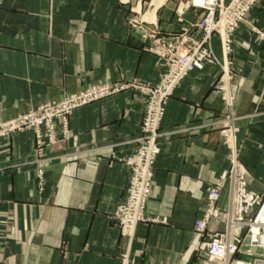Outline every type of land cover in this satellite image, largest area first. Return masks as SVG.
Wrapping results in <instances>:
<instances>
[{"label": "crops", "instance_id": "1", "mask_svg": "<svg viewBox=\"0 0 264 264\" xmlns=\"http://www.w3.org/2000/svg\"><path fill=\"white\" fill-rule=\"evenodd\" d=\"M0 0V122L89 86L155 85L163 73L139 18L176 43L201 42L204 11L183 0ZM255 29V30H254ZM264 0L234 36L241 162L264 192ZM213 49L222 59L220 41ZM217 67L190 74L170 99L160 128L145 222L134 238L113 219L131 172L124 159L142 138L146 96L129 87L73 113L68 138L39 160L33 131L0 143V264H192L201 241L195 222L207 189L229 166L221 136L228 115L215 89ZM56 137L63 131L57 123ZM45 172L43 187L38 171ZM225 190L219 207L228 208ZM213 221L208 232L223 231Z\"/></svg>", "mask_w": 264, "mask_h": 264}, {"label": "rangeland", "instance_id": "2", "mask_svg": "<svg viewBox=\"0 0 264 264\" xmlns=\"http://www.w3.org/2000/svg\"><path fill=\"white\" fill-rule=\"evenodd\" d=\"M183 1L191 2L195 9L204 11L202 19L195 26L204 34V38L201 42H195L185 35H183L176 43L168 42L160 37V33L156 26L152 25L153 28L151 29L150 27H146L148 24L141 21L139 18L130 20L131 26L142 31L143 38L151 43L149 51L156 55L161 61L164 70L159 83L155 85L136 84L129 86L125 83L121 84L115 82L89 86L79 92L67 95L61 101L46 103L35 109L29 110L27 113L20 115L13 120L0 122V143L17 133L33 131L35 134L36 155L40 160L46 149L61 145L67 140L70 117L78 109L117 95L129 87H132L145 95L146 103L141 124L142 138L139 141V147L136 152L124 159V164L131 172L130 183L127 188L124 202L118 206L113 216V219L120 227L122 235L132 240L137 226L146 220L145 211L148 201L146 203L144 217L137 223L133 234L124 233L120 220L117 218V214H119L120 207L127 204L130 198V190L133 188L132 180L135 176V170L134 165L130 164V160L132 159L135 161V168L138 161L140 163V149L143 145V137L145 136L143 128L148 106L150 104L149 100L150 97H152L151 93L160 92V89L158 88H160L164 82L169 81V83L175 82L173 84L178 83L173 93H171L166 100L164 116L158 129V143L161 152L160 128L165 117L168 103L175 94V91L193 72L203 71L206 66L217 67L219 69V76L215 84V89L221 94V97L225 101V106L228 112V115L225 116L226 118L222 123L223 127L221 129V136L223 137L224 145L229 152L228 157L230 166L222 173L218 183L207 189V208L204 215L209 208L210 191L220 189L219 199L216 205L220 217L210 219L206 225L205 232L203 233L197 232L196 224L203 219L204 215L201 219L195 222V231L201 235L202 239L194 249V259L192 264H264V245L262 243V238L264 239V192L257 191L250 186L252 177L249 170L240 159L241 145L238 138L240 128L237 126L236 120L231 117V112L233 111L236 102V96L231 90V85L235 76L234 61L232 57L235 43L234 36L242 24L248 23L250 13L263 0H214L210 5L208 2L206 3L207 0ZM144 2L150 4L151 0H144ZM198 3L201 4L198 5ZM202 3H204V5H202ZM210 20L213 22V27H211L212 31H209V26L211 24L209 23ZM213 37H217L220 41L223 53L222 59L216 55L213 49ZM262 38L264 39V36ZM188 63L193 64L195 70L186 73L179 80H176L179 68H182ZM161 96L164 97L165 95L162 93ZM57 123H60L63 131V137L61 140H58L56 137ZM159 154L155 155L153 158L154 166ZM143 164L144 162L141 161L140 165ZM37 177L39 185L43 187L45 182V172L39 170ZM225 190L228 192L229 203L228 208L223 211L219 207V203ZM241 190L243 192V197L238 198L241 194ZM245 191L246 193H254L259 196L258 204L254 205L248 215L245 214ZM150 193L151 189L149 191L148 200ZM260 213H262V216ZM259 215L261 217H259ZM213 221H222L224 225L223 231L209 233L207 231L208 225ZM256 236L258 237L255 240L256 243L250 248V250H243L246 242H252V238ZM223 237L225 238L224 241H231L232 245L237 248V251L232 255L229 263H227L226 260L222 262L211 261L210 244H212L213 241H220Z\"/></svg>", "mask_w": 264, "mask_h": 264}, {"label": "built area", "instance_id": "3", "mask_svg": "<svg viewBox=\"0 0 264 264\" xmlns=\"http://www.w3.org/2000/svg\"><path fill=\"white\" fill-rule=\"evenodd\" d=\"M210 29L213 27L212 20L209 21ZM193 64H186L182 68L178 70V76L176 80H179L186 73L191 72L194 69ZM175 82L169 83L164 82L163 85L160 86V92L151 93L152 97L149 100V106L145 117L143 133L144 137L142 140V147L140 149V163L144 162L143 165H140L139 161L136 164L135 161L130 160V164L134 165L135 176L132 180L133 188L130 190V198L126 205L120 207L119 214H117V218L120 220L121 226L123 227L124 233L133 234L136 228V225L139 221L144 217V211L146 208V203L148 201L149 191L151 189V183L153 180V166L154 161L153 158L155 155L160 153V145L158 143L159 133L158 129L161 123V120L164 116L165 105L168 96L173 93L177 84H173ZM165 95L162 97L161 95ZM159 94V96H158ZM161 94V95H160ZM161 97V98H160ZM140 170V171H139ZM135 187V188H134ZM136 189V190H135ZM241 190L240 196L238 198L243 197ZM220 189L212 190L209 194V208L204 215L203 219L198 221L196 224V230L199 233L205 232V228L207 223L212 218L220 217V213L216 208L218 199H219ZM259 196L254 193H246L245 191V214H249V211L252 210L255 204H258ZM262 216V213H260ZM259 215V217H261ZM258 236V234H257ZM253 237L252 242H246L243 250H250V248L256 243V239L258 237ZM223 237L220 241H213L210 244V260L222 262L226 260L229 263L232 255L235 254L237 248L232 245L231 241H224ZM262 243L264 245V239L262 238Z\"/></svg>", "mask_w": 264, "mask_h": 264}, {"label": "bare ground", "instance_id": "4", "mask_svg": "<svg viewBox=\"0 0 264 264\" xmlns=\"http://www.w3.org/2000/svg\"><path fill=\"white\" fill-rule=\"evenodd\" d=\"M213 1H214V0H207L206 3L208 2L209 5H210V4L213 3ZM159 3H160L159 1H156V2H155V4H157V5H158ZM196 3H197V2H196ZM206 3H205V4H206ZM200 4H201V3H200ZM200 4L198 3V5H200ZM202 5H204V3H202Z\"/></svg>", "mask_w": 264, "mask_h": 264}]
</instances>
